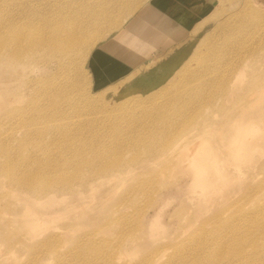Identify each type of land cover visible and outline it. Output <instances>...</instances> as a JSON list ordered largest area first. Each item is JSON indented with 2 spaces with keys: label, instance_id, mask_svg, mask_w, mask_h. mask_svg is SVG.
Returning <instances> with one entry per match:
<instances>
[{
  "label": "rangeland",
  "instance_id": "374dc122",
  "mask_svg": "<svg viewBox=\"0 0 264 264\" xmlns=\"http://www.w3.org/2000/svg\"><path fill=\"white\" fill-rule=\"evenodd\" d=\"M84 1L65 8L75 13L79 9L76 14L81 15L83 6L85 15L91 9L95 19L97 12L100 15L103 13L104 18L114 19V25L119 26L129 16V5L134 0ZM59 2L61 4L53 5L55 0H0V35L11 41L16 30L23 31L26 27L24 43H27V33L31 39L37 40V30L45 24L43 18L56 19L55 7L63 9L60 6L65 3L63 0ZM222 4L219 6L217 2L208 9L188 41L152 58L136 70L125 73L122 70L113 71L110 76L111 71L94 68L93 55L97 46L118 29L115 26L112 27L115 30L107 29L108 23L97 24V29L89 20L84 25L90 30L82 36L101 28L93 43L85 47L79 45L74 51H66L67 54L52 53L49 48L39 46V50L31 47L30 53L34 52V55L30 64L24 65V68L15 64L11 74L4 77L0 74V264H102L103 255L91 248L92 240L100 244L106 241L107 251L115 247L113 255L121 257L118 264H146L143 263L146 256L152 258L151 262L165 264L176 254V246L193 247L195 238L203 235L201 229L213 231L217 223L210 219L216 214L241 229L252 216L264 217L258 213H263L264 209L257 207L262 196L247 194L252 187L256 190L261 183L264 185V50L243 67L244 78L233 85L234 89L229 94L232 97L226 99V108L207 113L205 126L203 121L198 128L202 129L203 139L199 143L196 137L193 138L198 129L191 136L178 134V123L186 116H193L185 122L184 127L188 130L199 113H165L174 117L172 119L177 123L154 126L149 131L147 127L146 138L154 135L160 140L168 131L175 136L170 139L171 142L178 141L177 148L167 151L166 146V155L158 158L150 156L149 152L160 141L139 142L136 145L138 148L135 145L133 148L129 139L144 132V125L153 123L154 117H158L157 113H150L148 107L172 98L177 89L174 87L190 64L191 68H198L196 53L204 51L208 42L213 43L214 40L213 44L227 45L223 71L231 62L240 63L252 50L264 47V0H224ZM216 9L222 17L211 15ZM254 10L263 15L258 17L260 22L253 14ZM239 17H243V21L237 23V30L234 31V19ZM29 18L34 20L37 39L27 31ZM118 22L120 24H115ZM221 56L218 54V57ZM248 60L250 58L245 59ZM4 61L5 58L1 57L0 64ZM241 70L242 64L239 72ZM231 76L233 80L238 78L237 74ZM130 99L141 100L147 109L125 107L123 103ZM223 102L218 104L222 106ZM238 113H243L238 128V134H242L238 140L245 144L239 148L247 153L251 161L244 163L242 157L238 160L234 156L221 161L226 171L230 168V172L235 173L231 179L217 185L220 191L208 200V192L194 187L193 168L187 164L188 161L181 166L178 154L182 148L190 147L191 153L206 144L214 145L219 153L226 151L229 138L234 133H230L229 124ZM115 124L119 126L114 127ZM253 124L257 126L256 130L252 128ZM100 143H105L106 147ZM194 143L199 145H196L198 148L192 149ZM116 160L127 162L134 174H125L121 179L100 173V162ZM8 164L15 168L19 177L32 173L34 177L53 178L80 172L85 173L84 180L91 184L78 187L73 193L65 190L56 195V199L36 195L12 183L13 173L5 170ZM233 165L236 171L232 170ZM137 181L148 183L145 188L147 192L151 191V199L141 188L135 201L126 199L127 186ZM118 198L124 199L121 211L130 215L124 222L116 219L117 213L112 216L106 212ZM236 202L242 205V209L233 206ZM139 209L140 212L136 213ZM238 211L243 214L244 222L240 224L233 220L237 218ZM47 222L50 224H45ZM54 235L64 239L59 237L63 243L59 246L58 256L42 246L47 237ZM70 240H79L80 244L70 246ZM121 240L123 242L118 244ZM253 241L261 247L264 239L256 234ZM121 247L123 250L119 253ZM244 250L241 256L233 259V264H252L250 258L254 245L246 244L242 247ZM158 254L162 255V260ZM243 258L245 261L240 262ZM260 258L264 259V251ZM226 260L229 258L225 256L217 264H228ZM211 262L212 259L207 257L203 259V264Z\"/></svg>",
  "mask_w": 264,
  "mask_h": 264
},
{
  "label": "bare ground",
  "instance_id": "6f19581e",
  "mask_svg": "<svg viewBox=\"0 0 264 264\" xmlns=\"http://www.w3.org/2000/svg\"><path fill=\"white\" fill-rule=\"evenodd\" d=\"M59 1L60 0H55V3H53V5L59 4L60 3ZM78 1H81V0H63V2L65 4H62L60 6L63 9L58 10V7H55L56 19L49 17L46 20V18H43V20L45 21V24L43 27H41L40 29L37 30V31H39L38 39L35 36V30L36 29H35V26L33 24L34 20L29 18L27 20V22H28L27 31H29L31 33V35L34 36L37 40L31 39L27 33V39H26L27 43L25 44L23 38L26 35L24 33L26 27H23V26H22L23 31L16 30L14 33V37H13V39H11V41L6 39L4 36L0 35V58L1 57L5 58L4 63L0 64V71H2V72H0V74H2L3 77L7 76L8 74H11L13 72V66L15 64H17L23 68H24V65L30 64L31 62H29V61L33 59V55H34V52L33 53H30V52H31L32 48H35L37 46H39L41 48H49L52 53H54V52L55 53L65 52L66 54H67L66 51H74L76 48H78L79 45L83 46V47L88 46L91 42L93 43L96 34L101 31V28L99 29V31L95 29L96 31L95 30L90 31L87 36H85V37L82 36V33H87L90 30V29L87 30L88 26L84 25L90 21L91 22L93 21L92 23L95 25V28H97V26H96L97 24H101V23L102 24L108 23L107 29H109L108 27L112 28L115 26L114 25L115 20L114 19L109 20L106 17L104 18L103 13L100 15L99 12H97L98 15H97V18L95 19V14H93L94 12L90 11L91 9L89 10V12L87 11L86 15L84 14L85 8H83V6H82L83 13L81 15H79L80 13L78 15L76 14L78 11L80 12L79 9L75 13L72 10L65 8V7H69V4L71 5V4L76 3ZM85 1H87V0H85ZM135 1L136 0H134L133 2H135ZM144 1H146V0H144ZM223 1L224 0H218V4H220L219 6L223 5L222 4ZM138 3H139V1H138ZM138 3H136V4H138ZM143 4H145V3L143 2ZM82 5H84V4H82ZM131 5L133 7V3H131ZM131 5H129V6L133 10V8H135V7L132 8ZM131 9H129V10H131ZM217 9H216V11L212 12L211 15L218 16V18H219V16L221 14H220V12L217 11ZM105 11L106 10H104L103 12H105ZM90 12H91V14H88ZM100 13H101V11H100ZM253 14L256 15L257 20H259L258 17L263 16L257 10H254ZM237 15H235L234 17H237ZM87 17H88V21H86ZM221 17H222V15H221ZM208 18H210V17H208ZM214 18L217 19L216 17H214ZM242 18L243 17H239V18L234 19V26H233L234 31L237 30V27H238L237 23L243 21ZM126 19H127V16L122 21L124 22V21H126ZM122 21H121V23H123ZM259 22H260V20H259ZM115 24H120V23L118 22ZM219 24H220V22L218 23V25ZM94 25H91V26H93V28H94ZM89 26H90V24H89ZM100 26H102V25H100ZM120 26L121 25H119V26L117 25L115 27L118 29ZM221 28H223V26ZM113 29L114 28H112V30ZM91 30H92V28H91ZM110 32L112 33L111 30H110ZM102 33L103 32H101V34ZM102 36H103V34H102ZM213 43H214V40H213ZM213 43L208 42V44H207L208 46H205L204 51L200 50L196 53L197 55H196L195 60L198 64V68H191L190 67L191 64H190V66L184 70V74L182 75L181 80H179L177 85L174 87L177 89H176L174 95L172 96V98L166 99V101L159 103V104L153 103V104H151L150 107H148L150 109L148 111H150V113H157L158 117L157 116L154 117L155 119L153 120V123H151L149 125L148 124L144 125V128H145L144 132H141L140 134L138 133L135 136L134 135H132L131 137L128 136L129 139L131 140V142H133V143H131V146H133V148H134V145L136 146L139 142L144 143V142L158 140L161 143L159 145H157L156 147H154L153 149H150L151 151L149 152L150 156L155 155L154 157H157V158L160 157L161 155H166L167 152L164 153L166 151V146H168L167 151H169L173 148H177L178 141L171 142V140H170L171 138L175 137L173 133H170L167 131L166 134L162 135L163 138H161L162 136L160 137V140H159V137L156 138V137H154V135H153V137L146 138L144 134L147 131H149L151 128H153L154 126L155 127L156 126H160V127L161 126H170V125H175L177 123L172 119L174 117H172V116L168 117L169 115L166 116L165 113H199L196 121L192 124V126L188 130L184 127L185 122L191 120L193 118V116H190V117L186 116V118H183L178 123V125H179V131H178L179 133L178 134L179 135L182 134L181 136H184V134L185 135L190 134V136H191V133L192 132L195 133L194 130H197L201 126L203 121H204L203 123L205 126V124H206L205 120H206L207 115H208L207 113H212L213 111H215V109H218V108H220L222 110H224L226 108V99L228 97H232L229 94H230L231 90L234 89L233 85L236 84L240 78H244L245 73H244L243 67H245L250 61H252L254 59V57L259 56L260 52L262 50H264V47L261 49H257L255 51L252 50L250 52V54L245 58V59L250 58V60L245 61V59H243L240 63H237L236 61L231 62L228 65L227 70L223 71V68H224L223 59H224V53L227 49V45H225V44L218 45L217 43H215V44H213ZM37 49L39 50L38 47H37ZM80 51H81V49H80ZM6 52H7V55H5ZM27 52L30 54H28ZM218 54H222V56L218 57ZM241 64H242V70H241V72H239V67L241 66ZM23 68H21V72L24 71ZM226 72H227V74H226ZM232 74H237L236 77H238V78L236 80H233V77L231 76ZM2 76H0V77L2 78ZM19 76L21 77V75H19ZM7 78H9V77H7ZM166 89H167V87H166ZM7 91H9L8 88H7ZM7 91H5V92L7 93ZM10 91H11V89H10ZM0 96H2L1 93H0ZM155 100H157V99H155ZM220 101H224L222 106L220 104H218ZM123 105L125 107L132 106V107L137 108V109L141 108L142 110L147 109L145 107V105L143 106L142 101L138 100V99H130L129 101H125L123 103ZM242 114L243 113H238V115L233 120V122L229 124V127L231 129L230 133L232 131H234V133H233V136L231 138H229V142H228L226 151L219 153L218 150L215 149V146L210 145V144H208V145L206 144V146L204 145V148H203L202 147L203 144L201 143L200 147H202V149L199 148V149H201L200 150L201 152L199 151V149H196L195 150L196 152L193 151L190 153V150H189L190 147H189V148H182V151L178 154V156H180V161H182L181 166L184 164L185 161H188L187 164H189L193 168L191 170L193 171V175H194L193 176L194 177L193 178L194 187L200 188L201 192H203V191L208 192L209 194L207 193L208 197L206 198L208 200L211 199L210 196H213L215 192L218 193V191H220V190H218V188H216V186L219 184H223L227 180L231 179L233 177V174L235 173V172L234 173L230 172V170H229L230 168L228 169L229 171L228 170L226 171V169L223 168L221 161L224 162L227 159H230L232 156H234V158L238 159V160L241 159L240 157H242L241 160H243L244 163L251 161L250 158H248L247 153H243L242 149L239 148V147L245 145V144L240 143L238 140V137H240L242 134V133L238 134V128H239V125L241 122ZM57 126H59V125H57ZM118 126L116 124L114 125V127H118ZM147 127H149V128L147 129ZM252 128H253V130H256L257 126H255L253 124ZM146 129H147V131H146ZM201 130L202 129H198L199 132L193 135V138L196 137L197 143H199L200 141L203 140L201 138V133H200ZM141 131H142V129H141ZM237 134H238V136H237ZM100 137H102V136H100ZM100 144H102L103 147H106L105 143H100ZM145 144H147V143H145ZM170 144H172V145H170ZM194 144H193V146H194ZM204 144H205V142H204ZM196 145H198V144H195V147L191 146L192 149L198 148L199 145L198 146H196ZM117 149H120V148H116L115 150H117ZM155 152L160 153V154H158V155L154 154ZM97 154L98 153H96V155ZM146 163H148L147 160H146ZM79 165H78V167H79ZM261 165H263V164H261ZM99 168H100V170H99ZM234 169L235 168L233 165L232 170L236 171ZM5 170H8V171L13 173V176H11V178L13 180L12 183L14 185H16V186L20 185L21 187H23L27 191H31L32 194L33 193L36 195L42 194L44 196H48V197H51L53 199H56L55 196L61 195L63 193V191H65V190L73 193V192H75L76 188H78V187L84 188L85 186H88L91 184V182L84 180L85 177L83 178V176L85 175V173H80V172L76 175H74L75 172H72L71 174H67V172H61V174H67V175H57L53 178H48L45 176L34 177V174H32V173H29L27 176L19 177L15 168L11 164H8L5 168ZM98 170L100 171L101 174H103L106 177H110V178L118 176L122 179L123 175H125V174H127V175L134 174L133 171L129 168L128 163L121 161V160L111 161L109 163H103V162L101 163L100 162L99 166H98ZM93 171H91V172L93 173ZM95 172H94V174H95ZM68 175H70V176H68ZM235 176H236V174H235ZM251 181H252V179H251ZM147 184L148 183L146 181H139V182L137 181L135 184H131V182H130L126 188V191H125L126 199L131 198L132 202L135 201L136 197L138 196L137 194H138L140 188L151 199V195H152L151 191H149L151 193L150 194L149 192H147V189L145 188L146 186H148ZM153 184H154V181H153ZM253 188L254 187H252L247 194L250 195V194L254 193L256 195L262 196L257 207L264 209V185L261 183L257 188L255 187L256 190H253ZM113 203L114 204H111L110 207L107 208V211H106V212H108L107 215L114 216V214L117 213V216H116L117 218L116 217L115 218L118 219L119 222H124L126 218L130 217V215H128L126 212L121 211L122 207L124 206L123 205L124 199L118 198ZM187 206H188V204H187ZM233 206H236L235 207L236 209H242V205L240 203L236 202V204ZM8 207H9V205L7 206V208ZM247 210H251V209H247ZM138 212H140V209L138 211H136V213H138ZM258 213L261 215H264V212L263 213L258 212ZM236 214H237V218L234 217L233 220H235L238 224H240V222H244L243 218H242L243 214L240 211L236 212ZM220 216H221L220 214H216L210 219L215 224L217 223L215 225L216 228H214L213 231L206 232L204 229H201L200 231L203 235L195 238V245L193 247L183 248L182 245L176 246L175 247V249H177L176 254L173 256V258L172 257L169 258L165 264H203V259L205 257H207L208 259H212L211 264H217V263H220V261L223 260V258L225 256L229 258V260H226V262L228 264H230V263H232V261L235 260V258L237 256H239V255L241 256L242 253L245 252V250L242 251V247L246 244H249V243H252L255 247L254 253L252 254V256L250 258L251 263L252 264H264V259L262 260L260 258L261 253L264 251V249L262 250V248H261V247L264 248V241H263V244L261 247L259 245L255 244L253 241V237H255L256 234H259L264 239V217L254 218L252 216L251 219L249 220V222L246 224V226H244V228L241 229L239 226L235 225L233 222L228 223V222L224 221L223 219H221ZM115 218H113V219H115ZM48 223L50 224V222H47L45 224H48ZM202 227H203V225H202ZM130 234H133V233H130ZM96 235H97V233H96ZM59 237H61V236L60 235L59 236L54 235V236L47 237V239L44 241V244L42 246L44 248H49L50 249L49 252L51 254H56L58 256L59 246H62V243L64 241V239L62 237L61 238L63 239V241L61 239H59ZM66 241H68V240H66ZM102 241H104V240H102ZM118 241H119V238H118ZM69 242H70V246L80 244L79 240L77 242L76 241L73 242L70 240ZM69 242H67V243H69ZM90 242H92V244H93V245H90L91 248H93L96 251H101L100 255H103V258L101 260L102 264H118V262H119L118 260H120L121 257L113 255V250L115 247L110 248V251H107V247H106L107 242L106 241L102 242L101 244H100V242H95L93 240ZM121 242H123V240H121L118 244H120ZM122 248L123 247H121L118 250L119 253L121 252V250H123ZM61 255H59V256H61ZM160 255H159V257H160ZM151 259L149 256H146L143 259V263L155 264L156 261L151 262ZM157 259H158V257H157ZM161 260H162V255H161ZM242 260L245 261L243 258V259H241L240 262H242Z\"/></svg>",
  "mask_w": 264,
  "mask_h": 264
},
{
  "label": "crops",
  "instance_id": "0c3cea01",
  "mask_svg": "<svg viewBox=\"0 0 264 264\" xmlns=\"http://www.w3.org/2000/svg\"><path fill=\"white\" fill-rule=\"evenodd\" d=\"M136 1L133 2L135 8L133 11L130 10L122 27L102 41L93 55L94 68L96 66L98 69L111 71L110 76L113 75V71L122 70L125 73L139 69L152 58L188 41L208 9L218 2V0H138L139 3Z\"/></svg>",
  "mask_w": 264,
  "mask_h": 264
}]
</instances>
